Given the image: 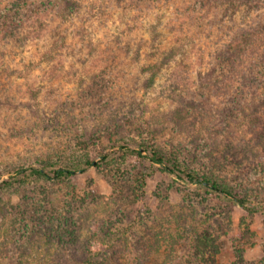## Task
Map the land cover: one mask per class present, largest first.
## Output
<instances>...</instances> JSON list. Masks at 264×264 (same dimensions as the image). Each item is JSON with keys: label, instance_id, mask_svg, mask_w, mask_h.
I'll use <instances>...</instances> for the list:
<instances>
[{"label": "rangeland", "instance_id": "1", "mask_svg": "<svg viewBox=\"0 0 264 264\" xmlns=\"http://www.w3.org/2000/svg\"><path fill=\"white\" fill-rule=\"evenodd\" d=\"M147 141L264 202V0H0V264H264V211L114 153Z\"/></svg>", "mask_w": 264, "mask_h": 264}, {"label": "trees", "instance_id": "2", "mask_svg": "<svg viewBox=\"0 0 264 264\" xmlns=\"http://www.w3.org/2000/svg\"><path fill=\"white\" fill-rule=\"evenodd\" d=\"M248 39L244 38L243 41L236 42L237 49H244L249 42ZM181 118V115L173 117V120ZM177 121H175L177 123ZM116 151L114 153L122 156H129L137 159L147 160L149 168L153 169L154 165L158 166L161 172L171 174L176 179L193 184L198 190H202L204 194L214 195L216 197L227 200L228 202L245 209L249 213L252 210L264 211V202L258 203L255 207H250L252 200L246 196L240 195L235 192L231 187L225 185L219 181L218 178L208 173H198L191 169L188 165H185L175 156L165 153L147 141L143 145L138 147H131L127 143H118ZM144 152V155L142 154ZM108 155H103L99 161L95 159H85L81 162L74 164H55L47 163L44 166L37 167H19L13 169L11 179L22 180L28 177H41L44 179H55V180H72L78 174L85 172L88 168L99 167L100 164L104 163ZM139 181L144 185L142 175ZM198 249V246H197ZM215 249V248H214ZM213 251V249H212ZM203 253L196 252V256L203 255Z\"/></svg>", "mask_w": 264, "mask_h": 264}]
</instances>
